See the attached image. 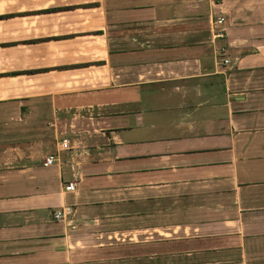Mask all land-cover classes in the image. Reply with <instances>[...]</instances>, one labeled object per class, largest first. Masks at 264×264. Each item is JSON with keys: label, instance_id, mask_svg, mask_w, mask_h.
I'll use <instances>...</instances> for the list:
<instances>
[{"label": "crops", "instance_id": "obj_1", "mask_svg": "<svg viewBox=\"0 0 264 264\" xmlns=\"http://www.w3.org/2000/svg\"><path fill=\"white\" fill-rule=\"evenodd\" d=\"M0 264H264V0H0Z\"/></svg>", "mask_w": 264, "mask_h": 264}, {"label": "built area", "instance_id": "obj_2", "mask_svg": "<svg viewBox=\"0 0 264 264\" xmlns=\"http://www.w3.org/2000/svg\"><path fill=\"white\" fill-rule=\"evenodd\" d=\"M225 20V18H220L218 19L219 23H223ZM226 63H229V60L225 61ZM69 141L67 139H64L61 143V147L62 149H68L69 148ZM58 160V156L56 155H50L48 157H46V164L50 165L53 164L55 161ZM66 189L68 191H74L76 190V183L75 182H70L67 186ZM72 213V207L71 206H64L61 209L57 210L55 213V218L56 219H62L65 218L67 215H70Z\"/></svg>", "mask_w": 264, "mask_h": 264}]
</instances>
